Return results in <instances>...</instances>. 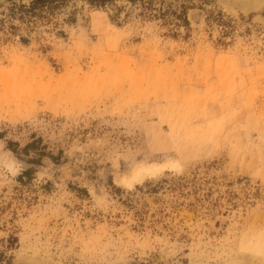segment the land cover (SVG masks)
Listing matches in <instances>:
<instances>
[{
    "label": "rangeland",
    "instance_id": "1",
    "mask_svg": "<svg viewBox=\"0 0 264 264\" xmlns=\"http://www.w3.org/2000/svg\"><path fill=\"white\" fill-rule=\"evenodd\" d=\"M36 1L0 0V264H264V0Z\"/></svg>",
    "mask_w": 264,
    "mask_h": 264
},
{
    "label": "trees",
    "instance_id": "2",
    "mask_svg": "<svg viewBox=\"0 0 264 264\" xmlns=\"http://www.w3.org/2000/svg\"><path fill=\"white\" fill-rule=\"evenodd\" d=\"M47 0H38L36 1V4L40 3L39 5L43 6L44 2ZM108 1L110 0H91L92 3H94L97 6H103L105 5ZM34 145L33 144H29L26 148L25 151L28 150V148L32 147ZM13 146L10 144V149H14L12 148ZM32 172V170H26L22 173L21 176H27ZM197 173L192 174L191 176H180V177H176V178H172V179H163L161 180L156 187L154 188V190H159L163 187L168 186L171 190H175V191H180L182 192V195L185 192V189H190L192 191V189H194L195 191H197L202 184H204L206 181L202 178H198Z\"/></svg>",
    "mask_w": 264,
    "mask_h": 264
},
{
    "label": "bare ground",
    "instance_id": "3",
    "mask_svg": "<svg viewBox=\"0 0 264 264\" xmlns=\"http://www.w3.org/2000/svg\"><path fill=\"white\" fill-rule=\"evenodd\" d=\"M173 165L178 166V164H173ZM165 168H166V165H155V166L140 167L135 171V173H133L129 177L128 183L133 182V181L143 180L147 177L153 176V175L157 174L158 172L164 170ZM31 264H35V262L33 261ZM49 264H51V263H49Z\"/></svg>",
    "mask_w": 264,
    "mask_h": 264
}]
</instances>
